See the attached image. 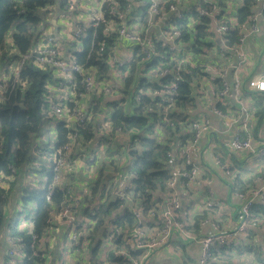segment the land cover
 <instances>
[{"label": "built area", "instance_id": "built-area-1", "mask_svg": "<svg viewBox=\"0 0 264 264\" xmlns=\"http://www.w3.org/2000/svg\"><path fill=\"white\" fill-rule=\"evenodd\" d=\"M255 2L256 11L252 16L249 29L243 31L232 46L228 45L227 41L230 30L237 26V17L231 16L228 12L229 4L220 12V17L216 14V3L213 4L214 10L216 8L215 12L201 7L200 2L195 7L201 15L212 18V28L220 37V42L217 43L231 49L235 57L231 66L218 65L204 68L217 74L221 79V85L215 95L217 103L213 100V94L210 95L208 88L200 85V91L203 93L201 103L223 123L236 124L237 128L231 147L225 154L211 134L213 125L210 114L207 111L203 113L200 111L189 117L187 126L192 137L186 143L168 150L167 155L172 159L170 164L172 175L165 187L160 190V192L163 191V198H158V193L153 194L148 208L143 205V199L136 198L137 173L133 168L134 156L127 148L122 149L124 153L115 146H112L110 150L104 140L105 135H110L114 131L117 135L128 138L127 140L134 138L137 144L135 138L137 136L130 135L131 131L125 132L122 126L114 124L112 103H106L103 110L96 115L95 137L84 140L76 127L91 118L89 105L96 97H101L108 102L107 99L110 97L125 95L123 90L126 88L136 55L141 56V72L145 70L149 80L158 81L160 89L156 93L161 95V100L167 107L171 106L177 97L182 71H189L188 65L196 66L189 52L190 47L187 44L189 41L183 40L182 29L175 24L176 21L185 17L184 10L179 4L171 0H138L136 3L133 0H94L89 9L88 24H74L71 17V19L62 18L60 28L56 29L50 25L37 45L16 60L15 65L10 66L11 71L8 74H5V68L3 69L1 73L3 75L0 78V102L9 98V94L20 81V73L27 60H32L35 65L42 68L51 67L57 78L55 83L47 84L46 97L55 123L59 119L65 120L66 141L59 146L55 145L54 156L46 143L35 145L33 160L29 162L34 170H42L43 159L51 160L44 172L48 199H52L54 188L68 184L66 193L69 203L61 210L53 212L50 217L53 228L44 238L49 241V248H52L55 237L59 239L60 254L56 264H69L73 257V249L81 255L89 256L90 240L87 234L83 240H80L78 229L82 228L84 232H90L94 228L101 206L107 200L117 198L124 200L128 209H121L110 218L109 235L100 252V259H106L109 252H112L114 256H124L131 264H145L147 257L168 245L174 235L180 236L183 241L197 238L196 220L199 210L189 208L190 201L195 199V196L188 197L184 205L179 187L189 193L196 186H203L206 183L207 180L202 177V168L206 165L204 161L206 148L214 150L215 160L224 170H229L233 166L232 152L237 150H247L251 153L248 158L257 157L258 163L249 170L255 175V186L245 190L242 174L230 182L231 192L243 201L238 209L235 228L217 231L220 228L218 221L204 218L199 222L202 226L211 223L213 231L201 237L202 254L198 264H210L214 258L216 246L229 247L234 239L250 232L251 224L255 225L254 207L258 202H264V144L252 135L251 124L258 120L256 109L243 104L245 97L239 91L232 93L230 84L233 83L236 89H241L244 87L243 82L241 83L239 78L234 81L233 76L230 80L229 72L232 74L247 62L248 56L243 48L244 42L249 35L260 30L258 21L264 19V0H255ZM166 5L168 8L165 7ZM143 6H147V10H144ZM77 7V0H67L68 11H75ZM144 14L146 22L143 19ZM191 22H193L192 19ZM100 25H104L105 28L102 31V39L97 41L96 35ZM157 26L158 30H156ZM85 28H94V33L86 60L80 62L78 55L69 50V47L66 48L63 41L70 47H74L75 42L81 45L79 37L86 36ZM194 34L192 32V36ZM112 38L113 42L109 41ZM122 40L132 43V45L125 43L130 47L124 50V54L121 53L123 49L117 48V44ZM158 40L164 41L162 47L166 49L157 48ZM224 48L218 50L221 56L226 58L230 53ZM94 52L99 55L106 54L108 65L106 74H102L95 64H89V58ZM151 66L153 67L149 70ZM9 78L11 84L7 95L6 81ZM141 79L130 84L127 96L133 93L138 99L140 98L138 92L143 90ZM262 81L264 76L249 78L248 91L264 94L258 86H254ZM212 84L213 82L210 85ZM70 102L73 103L72 106L69 105ZM252 104L254 106V102ZM205 135L209 138L203 147L201 142ZM12 171L14 169L11 166L10 173H0V180L9 179ZM48 173L52 174L51 178L47 176ZM100 173L101 179H99ZM98 180L99 187L93 195V188ZM145 193L149 194L150 191L145 190ZM212 194V189L207 185L203 198L208 200ZM86 197L89 201L85 200ZM72 201L82 204L81 211L74 209ZM125 210L131 214L132 223L124 222V225L120 226L118 222L125 216ZM27 226L33 227V222L21 221L18 225L19 228ZM7 233L5 256L10 259L9 264H18L25 256V245L21 242V238L12 235L11 227H7ZM117 240H121L127 248L122 246L118 248ZM131 250L137 251L138 254L133 255Z\"/></svg>", "mask_w": 264, "mask_h": 264}, {"label": "trees", "instance_id": "trees-1", "mask_svg": "<svg viewBox=\"0 0 264 264\" xmlns=\"http://www.w3.org/2000/svg\"><path fill=\"white\" fill-rule=\"evenodd\" d=\"M173 2L179 4V0ZM199 2L201 7L214 12L216 8L214 10L213 4L216 3V14L220 17V12L233 0H209L207 2L206 0H199ZM66 4L67 0H0V75L4 68V73L8 74L11 71L10 64L20 59L23 54L37 45L50 25L59 29L62 18L71 17L72 19H70L73 21L74 17L72 15L75 11H68ZM165 7L168 8L167 5ZM143 9L147 10V6H143ZM255 11V0H240L236 10L237 26L230 30L228 45L232 46L243 31H246L242 28L251 24ZM62 14L65 15L61 16ZM145 14L143 19L146 22ZM184 14L185 17L176 21L175 24L182 29L183 40L190 42L192 39L189 48L190 54H203L206 51H212L215 45L217 49L224 48L216 41L211 17L201 15L196 8L184 11ZM191 19L193 22H191ZM73 23L80 24L74 21ZM104 28V25L98 27L97 41L102 39ZM85 32V37H79L82 42L81 45L75 42L74 47H70L63 41L66 48L69 47V50L78 55L80 62L86 60L91 47L94 28H85ZM192 32L195 33L193 37ZM109 41L113 42V38ZM163 42V40L156 42L159 50L166 49V47L164 49L162 47ZM224 49L234 57L231 49ZM141 63V56L136 55L132 62L131 74L127 79L126 88L123 90L125 95L116 98L110 97L107 99L108 102L101 97H96L94 102L89 105L91 118L77 125L76 129L80 131L84 140L95 137L97 134L96 115L103 110L106 103H112L114 107L112 115L114 124L122 126L125 132H134V135L137 136L135 137L137 144L134 142V138L127 140L128 138L119 136L114 131L110 135H105L104 140L110 150L112 146H115L121 153H124L125 151H122V149L127 148L134 156L133 168L137 173L135 179L136 198L143 199V205L148 208L152 195L162 190L172 175L170 167L172 159L167 155L168 150L186 143L192 137V134L188 131L187 121L201 102L200 97L203 93L200 91V85L208 88L207 90L210 95L213 94L212 98L217 103L215 95L220 88L221 79L217 74L204 71V67L188 65L189 71H182L177 97L171 106L167 107L162 102L161 95L156 93L160 89L158 81L156 79L149 80L145 75V70L141 72ZM89 64H95L102 74L107 73L106 54L99 55L94 52L89 58ZM152 67H149V70ZM204 77L212 79L213 84H208L211 83V80L207 83L201 82L200 79ZM139 79H141L143 88L142 91L138 92L140 98L138 99L133 93L127 96L130 84ZM56 81L54 69L51 67L42 68L35 65L32 60H27L22 67L20 81L12 93L9 94V98L0 102V173H10L11 166L14 169L9 179L0 180V246L2 241H7V227H11L12 235L21 238V242L25 245V256L18 264H56L55 260L58 254L51 253L50 243L44 238L49 231L51 233L53 228L50 221L53 212L61 210L69 203L67 200L68 194L66 193L67 183L54 188L51 200L47 198L48 189L46 186L41 191L30 188V185L34 186L33 184L38 182V180L33 179L34 175L42 171L34 170L31 168L32 165L29 164L33 160L35 139L40 133L46 118L48 116L53 117L49 100L46 97L47 84ZM6 84L7 90L5 93L8 95L11 84L10 78L6 81ZM69 105L72 106L73 103L70 102ZM256 106L258 120H261L264 115V102L261 100L256 103ZM55 127L57 133L56 146H59L66 141L67 127L65 126V120L59 119ZM257 128L258 125L254 126V129L251 127L252 135L256 139L259 138ZM232 159L235 160V157L233 156ZM45 174L43 172L44 176ZM47 176L51 178L52 174L48 173ZM99 179H101V173ZM72 186L75 187L73 184ZM98 187L99 180L95 183L93 195L96 194ZM244 188L248 190L251 187ZM145 190L150 191V193H145ZM30 200L33 201L35 206L33 217L19 221L12 220L11 214L14 208L19 203L22 204V202ZM85 200L89 201L87 197ZM71 203L74 209L81 211V203L76 204L74 201ZM121 209H128L124 200L119 198L107 200L98 210L94 228L90 232H84L82 228L78 229L80 240H83L86 234L90 240L89 256L81 255V253H77L76 249H73V257L69 264H131L124 256H114L112 252H109L110 254L106 259H100L99 256L109 235V220ZM260 211H264V202H258L254 207L255 214ZM203 217V214L199 213L197 215V226L204 219ZM21 221H31L33 227L19 228L18 225ZM124 222L132 223V216L128 210H125V216L120 219L118 225L123 226ZM7 224L10 226H6ZM253 225L252 223L250 227L252 230ZM116 243L118 248H121V246L127 248V245L123 244L121 240H117ZM220 249L218 246L214 249V253ZM243 250L254 253L252 264H264V246L262 244L258 246L247 244L241 248V251ZM131 251L135 256L138 254L135 250ZM8 262L10 261L8 260Z\"/></svg>", "mask_w": 264, "mask_h": 264}, {"label": "crops", "instance_id": "crops-1", "mask_svg": "<svg viewBox=\"0 0 264 264\" xmlns=\"http://www.w3.org/2000/svg\"><path fill=\"white\" fill-rule=\"evenodd\" d=\"M133 1L136 3L138 0ZM194 1L195 0H179L178 3L184 11H190L194 8ZM93 2L94 0H77L78 7L72 15L74 17L73 21L88 24L90 21L89 9L93 5ZM239 2L240 0H238V5H236L237 8ZM237 8H231L229 4L228 12L231 16L236 15ZM64 15L65 14H62L61 16ZM258 22L260 24V30L249 35L243 45L248 56L247 62L242 68H237L232 74L229 72L230 80H232V76L234 81L236 78H239L244 85L241 89H236L233 83H231L230 87L232 93L239 91V93L245 97L243 104L250 105L251 109H257L256 103L261 100L264 102V94L249 92L247 89L248 78L253 76H264V19H261ZM248 28L249 25L244 26L242 30H247ZM156 30H158V26L156 27ZM214 36L216 37V41L220 42L219 35L215 33ZM191 40L187 43L189 47ZM126 44L122 46V54H124V50H127L130 47ZM191 58L194 61V65L204 68L218 65L231 66L235 61V57L231 54L226 58H223L217 47H214L212 51H206L203 54H191ZM204 71L208 70L204 69ZM208 72L212 73L211 71ZM200 80L205 83L210 80L212 82V79H207V77L201 78ZM208 84L210 85L211 83ZM202 96L203 95H201L200 100L202 99ZM253 102L255 107L252 104ZM200 111H202V113L207 111L210 114L213 125L211 134L226 154L229 151V147H231L233 136L237 128L236 124L226 125L218 116L214 115L210 109L207 110L201 102H199L193 115H196ZM257 125L259 136L257 141L264 144V115L261 120L253 122L251 127L254 129V126ZM208 138L207 135L203 137L201 146L204 147L206 145ZM232 153L235 154L233 155L235 157V160H233V166L229 170H224L217 164L214 157V150L206 148L204 150V161L206 165L202 168V177L207 180L206 183L203 186H196V188L189 191V193H186L182 187H179L183 204L185 205L188 197L195 196V199L190 201L189 208L196 211L199 210V213L204 215L203 218H211L212 220L218 221L220 228L217 231H227L235 228L238 209L243 202L241 198L231 192L230 182H232L239 174H242L241 176L246 188L255 186V175L251 174L249 170H252L253 166H257V157H250L249 159L248 157L251 153L247 150H237ZM207 185H209L213 191L212 196L208 200L203 198ZM157 197L163 198V191L160 192L159 190ZM253 221L255 223V225H253V230L251 229L247 235H241L234 239L233 244L229 247L219 246L221 249L214 254V258L210 264H216L218 262L220 264H235V259L242 261L244 264H252L254 261V253L248 250L241 251V248L247 244L255 246L262 244V246H264V211L257 212ZM211 231H213V226L211 223H207L204 226L201 224L196 226L197 238L195 239L183 241L180 236L174 235L173 240L168 245L149 255L145 264H198L202 254L201 237ZM6 242L7 241H2L0 246V263L3 264L10 260L5 256ZM217 247L218 246H216L215 249Z\"/></svg>", "mask_w": 264, "mask_h": 264}, {"label": "rangeland", "instance_id": "rangeland-1", "mask_svg": "<svg viewBox=\"0 0 264 264\" xmlns=\"http://www.w3.org/2000/svg\"><path fill=\"white\" fill-rule=\"evenodd\" d=\"M198 5H199V0H195L193 2V7L195 8ZM236 5H238V0H233V2H231V4H230V7L236 9L237 8ZM122 41L117 44L118 49H122V46L126 43V41H124V40H122ZM128 44L132 45V43H130V42H128ZM16 62L17 61L12 62L10 64V66L15 65ZM55 125H56V123H55L54 117L48 116L43 123V126H42L40 133L37 135V137L35 139V145H43L46 143L50 147V151L52 153V156H54V147L57 144V135H56ZM129 134L133 135L134 132L131 131V132H129ZM50 162H51L50 159H48V160L43 159L42 171H40L39 173H36L33 177L35 180H38V182H37V184H33L34 186L30 185L31 189L37 190V191H41V190L45 189L46 177L43 175V172L46 171ZM34 212H35V206L33 205V201H31V200L30 201H24V202H22V204L19 203V205L14 208V210L12 211V214H11V219L19 221V220H22L24 218H32ZM50 249H51V253L55 252V255L58 254L57 256L59 257L60 246H59V239L57 237H55V240L53 241V246ZM88 249H87V251H88ZM240 254H241V252H240ZM50 256H48V257H50ZM57 256H56V260L58 259ZM234 261H236L235 264H244L242 261H239L238 259H235ZM216 264H220V263L218 262Z\"/></svg>", "mask_w": 264, "mask_h": 264}, {"label": "clouds", "instance_id": "clouds-1", "mask_svg": "<svg viewBox=\"0 0 264 264\" xmlns=\"http://www.w3.org/2000/svg\"><path fill=\"white\" fill-rule=\"evenodd\" d=\"M254 86H258L261 91H264V81L260 82L259 85Z\"/></svg>", "mask_w": 264, "mask_h": 264}]
</instances>
